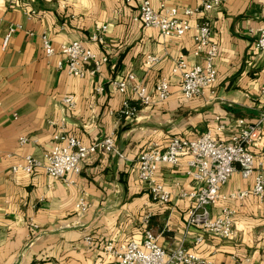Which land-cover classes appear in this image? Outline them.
Listing matches in <instances>:
<instances>
[{"label": "crops", "instance_id": "1", "mask_svg": "<svg viewBox=\"0 0 264 264\" xmlns=\"http://www.w3.org/2000/svg\"><path fill=\"white\" fill-rule=\"evenodd\" d=\"M158 1L150 0L154 8ZM200 2L172 0L169 6L194 8ZM140 4L0 0V264H115L105 245L141 242L146 212L151 214L147 229L165 250L183 245L210 264H264V200L218 203L211 209L213 217L223 206L235 211L233 237L204 235L195 246L198 232L186 231L184 224L192 205L185 194L202 184L187 174L190 158H180L175 166L159 165L156 180L170 195L164 206L152 202L137 174V158L148 148L164 149L172 138L195 140L207 132L228 143L262 117L264 53L254 42L264 21V0H225L193 19L210 23V41L218 55L213 62L216 83L192 100L182 97L179 77L171 69L180 56L188 64L201 63L193 57V32L180 39L163 38L137 20ZM103 26L105 43L90 42ZM44 35L55 50L82 41L108 62L93 75L87 67L84 77H72L57 68L60 56L44 57ZM150 56L157 62L148 67ZM128 74L146 88L151 104L140 105L129 92L116 91L112 84ZM160 79L168 81L170 93L162 103L154 92ZM68 96L74 100L72 109L62 103ZM124 102L134 110L129 117L122 113ZM59 133L85 145L113 137L117 154L98 153L81 164L78 175L60 180L42 170L10 171L27 155L40 159ZM20 138L27 143L21 145ZM249 149L264 161V122ZM236 169L222 194L252 187V177L243 179ZM79 200L87 206L84 212L76 209Z\"/></svg>", "mask_w": 264, "mask_h": 264}, {"label": "built area", "instance_id": "2", "mask_svg": "<svg viewBox=\"0 0 264 264\" xmlns=\"http://www.w3.org/2000/svg\"><path fill=\"white\" fill-rule=\"evenodd\" d=\"M171 1L159 0L157 8H154L150 0H141L137 20L145 28L157 30L166 39H180L193 32V57L200 59L201 63L188 64L184 57L180 56L171 69L172 75L179 77L182 97L192 100L216 83L217 72L213 62L218 55L217 45L210 41V23L197 20L193 22V19L206 16L212 9L220 7L225 0H201L194 8L169 6ZM105 32L106 27L103 26L91 35L89 41L102 46L105 43ZM8 38L9 35L5 38L3 47ZM41 43L44 57L60 56L57 68L72 77H84L87 67H90L89 73L93 75L108 62L107 56L98 57L82 41L63 44L55 50L51 40L44 35ZM254 47L258 52L264 53V21L257 30ZM156 62L157 59L150 56L145 64L149 67ZM134 81V75L128 74L112 85L121 94L129 92L140 105L151 104V97L147 94L146 88ZM154 92L159 103L166 101L170 95L168 81L160 79L154 87ZM260 95L263 105L262 117L257 123L244 127L237 135L232 136L230 142L218 141L209 132L195 140L172 138L164 149L148 148L137 158L138 178L146 186L152 202L157 206H164L170 200L169 193L156 180L159 165L175 166L180 158L186 156L190 158L187 174L202 184L198 191L185 194L192 201V205L186 211L184 224L186 231L198 232L194 240L195 246L202 243L204 235L222 240H230L233 237L235 211L223 206L213 217L211 209L218 203L228 200L241 202L249 197L264 200V161L257 159L249 149L254 142V136L260 130V125L264 122V87L261 88ZM62 103L69 109L74 107L73 97L63 98ZM133 112L129 102H124L123 115L129 117ZM53 142L54 145L43 152L40 159L27 155L21 162L12 166L10 171L13 174L19 172L32 174L36 170H42L50 179L60 180L69 175H78L81 164L88 162L98 153L104 156L117 154L113 137H105L85 145L75 137L59 133L53 137ZM19 143L24 145L27 140L20 138ZM119 157L122 156L119 154ZM236 168H239L243 179L252 177V187L224 195L221 189L236 172ZM76 209L84 212L87 206L83 200H79ZM150 217L151 214L146 212L141 219L144 227L141 242H128L119 248L110 242L105 245L104 252L114 259L115 264H210L185 249L183 245L170 250L160 247L156 238L147 229ZM30 226L36 228L32 224ZM85 240L87 243L90 242V238Z\"/></svg>", "mask_w": 264, "mask_h": 264}]
</instances>
